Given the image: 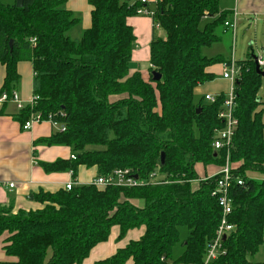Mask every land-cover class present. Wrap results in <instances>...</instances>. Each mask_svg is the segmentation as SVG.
Here are the masks:
<instances>
[{
	"label": "trees",
	"instance_id": "16d2710c",
	"mask_svg": "<svg viewBox=\"0 0 264 264\" xmlns=\"http://www.w3.org/2000/svg\"><path fill=\"white\" fill-rule=\"evenodd\" d=\"M91 25L81 38L68 32L79 19L66 0H24L23 7L0 0V63L6 66L2 92L16 90L18 63L29 61L34 71V107L20 110L22 126L32 113L48 115L66 129L37 142L62 145L76 159L40 162L46 172L96 167L97 176L130 168L141 179L157 176L166 183L144 186L97 187L79 184L56 192L40 190L36 210L14 211L0 204L3 249L15 260L0 264H83L93 248L109 239L113 226L120 236L144 226V235L93 264H169L187 229L184 251L173 261L203 264L207 245L220 224L223 210L213 195L219 176L200 177L197 167L220 168L226 151L212 148L214 130L225 93L217 101L196 100L195 89L215 78L209 68L228 63L205 49L221 41L219 32L231 13L220 0H89ZM140 7L154 11L150 43V75H130L137 45L128 18ZM226 28V27H225ZM162 30L164 35H158ZM13 46L10 47V41ZM253 58L239 63L235 82L238 126L230 160L235 182L230 190L228 221L235 230L222 242L224 253L210 264H251L264 246V104L258 92L262 76ZM153 71L161 74L153 79ZM201 108L200 112L197 110ZM165 154L164 163L161 154ZM137 200L140 206L132 201Z\"/></svg>",
	"mask_w": 264,
	"mask_h": 264
},
{
	"label": "crops",
	"instance_id": "0c3cea01",
	"mask_svg": "<svg viewBox=\"0 0 264 264\" xmlns=\"http://www.w3.org/2000/svg\"><path fill=\"white\" fill-rule=\"evenodd\" d=\"M135 1L139 0H132V2ZM147 1L153 7L156 0ZM3 2L16 4V0H3ZM66 8L79 19L78 23L69 30L68 34L73 31L74 27L79 26L80 30H82L79 36L81 38L83 31L91 25L92 7L89 0H66ZM220 8L231 13L227 21H235L237 24L236 29L239 24L258 25L264 18V0H220ZM128 21L133 26L137 37V45L132 54L130 75L135 72H141L145 78H148L149 76L145 71H140L139 63H147L150 60L153 20L149 16L135 15L129 17ZM223 29L224 32L231 30L229 28ZM69 36L74 40H79L70 34ZM221 43L222 41L215 45L219 47L217 54L230 59L226 56V49L221 46ZM223 65L224 62L217 63L209 68V71L214 73L215 78L196 87V100L205 99L204 97L207 94L227 93L230 90L231 82L222 77ZM18 73L20 81L16 91L23 103L28 105L27 103L30 102L34 95L32 63L29 61L19 62ZM5 77L6 66L0 63V100L4 93L2 92V87ZM19 113L20 110L17 103L0 101V204L12 203L15 212L19 209L36 210L42 208L43 204L34 199L35 193L40 190L56 192L64 188L65 184L72 179L70 171L46 172L40 165L42 161L54 162L57 159H68L72 154L71 149L67 146L46 145L42 142H37L41 138L49 137L55 131L51 122L36 123L31 129L25 130L18 119ZM199 166L197 171L202 179L204 176L207 177L205 173L208 168L210 169V176L218 172V168H214V166H208L206 169L200 164ZM96 174V167L79 166L77 171L79 184H89ZM11 184H14V186L11 187ZM132 203L135 206L141 205L137 200H133ZM144 232L145 227L142 226L131 229L124 236H120V227L113 226L109 239L93 248L83 264H93L96 261L113 256L118 249L126 247L131 241L139 240L144 235ZM4 237L5 235L0 237V261L15 260V258L7 256L3 249ZM183 251L184 246H182V250H176L169 264H181L173 260L178 258ZM257 254L251 258V264H264V255L259 259H255ZM126 264H132V260H128Z\"/></svg>",
	"mask_w": 264,
	"mask_h": 264
},
{
	"label": "built area",
	"instance_id": "2783aa9c",
	"mask_svg": "<svg viewBox=\"0 0 264 264\" xmlns=\"http://www.w3.org/2000/svg\"><path fill=\"white\" fill-rule=\"evenodd\" d=\"M143 4L148 3L147 0H141ZM137 15H144L152 17L154 16V11L150 10L146 7H140L136 11ZM225 27L229 28L235 33L237 24L235 21H226ZM257 63L260 68L264 69V56L260 55L257 57ZM240 74V70L237 67V64L234 58L230 59V62L224 63L223 65V73L222 77L229 80L231 82L230 90L225 93V98L223 101L222 109L220 110L218 117L223 120L224 126L221 128H216L214 130V136L212 141V148L215 152L218 151H226L227 152V161L214 176L218 175L219 179L217 181V188L213 191V195L218 198L219 204L222 207L223 215L220 221V224L217 228L215 238L210 241L207 245L205 255H204V263L203 264H210L213 260H215L219 255L224 253L222 242L225 236L230 234L232 231L235 230V226L228 221V215L232 211V199L230 196V190L237 182L238 184H243V181L234 175L233 167L230 165V150L232 147L233 137L235 131L238 126V119L235 116L236 110V94H235V82ZM218 94H207L205 95V100L210 103H215L217 101ZM38 96L32 97L29 104L31 107H34L36 101L38 100ZM2 102L13 101L17 103L19 110L23 109L26 104L20 99L17 91H13L12 95L9 96L6 92H4L1 96ZM43 121H49L53 125L54 128L60 131H64L66 128L55 122L53 120L52 115H48V118L45 119L40 112L32 113L29 120L25 122L23 125V129L29 130L33 127L36 123H41ZM71 159H76L75 154H71ZM72 175V179L68 181L64 188L67 190H71L75 186L79 185L77 179H75L74 171L70 170ZM161 183H166L161 181ZM147 183H154L158 184L159 179L157 176H151L150 180H144L139 177L137 173H135L130 168H117L111 174L106 176H95L92 178L89 184H93L97 187H107V186H119V187H136V186H144ZM14 184H11L13 187Z\"/></svg>",
	"mask_w": 264,
	"mask_h": 264
},
{
	"label": "rangeland",
	"instance_id": "374dc122",
	"mask_svg": "<svg viewBox=\"0 0 264 264\" xmlns=\"http://www.w3.org/2000/svg\"><path fill=\"white\" fill-rule=\"evenodd\" d=\"M81 31L82 30H80V27L76 26L74 27L73 31H71L69 34L74 38L77 37V39H80L79 36L81 35L80 34ZM158 35L163 36L164 32L160 30L158 31ZM219 36L221 37V41H222L221 46H223L226 49V56L229 57L230 59L234 58L237 64V67L239 66V63L241 64V62L247 61L249 58H253V55L255 57H259L260 55L264 56V18L259 22L258 25L257 24L256 25L255 24H239L238 28L236 29L235 34H233L232 30L224 32V29H221L219 32ZM216 44H214L210 48L205 49V52L209 56H215L217 54V49L219 47L215 46ZM139 65H140V71H145V73H147V75L149 76L150 75V72L148 69L149 62L147 63L141 62L139 63ZM258 95H259V99L264 104V76H262L261 86H260ZM226 161H227V158L225 159L224 164H226ZM230 165L232 166L231 160H230ZM220 168H218V170ZM209 170H210L209 168L206 170L205 175H209V172H210ZM248 174H249L248 175L249 177H252L257 180L264 179L263 172L249 171ZM75 179H77V176ZM160 180L161 179H159V184H161ZM186 235H187V229L185 227H180V241L175 245L173 249V254L176 250H182V246H183L182 243ZM263 255H264V246L260 248L255 259H259Z\"/></svg>",
	"mask_w": 264,
	"mask_h": 264
},
{
	"label": "water",
	"instance_id": "95a60500",
	"mask_svg": "<svg viewBox=\"0 0 264 264\" xmlns=\"http://www.w3.org/2000/svg\"><path fill=\"white\" fill-rule=\"evenodd\" d=\"M23 4H24V0H16V6L17 7H23ZM12 46H13V40H11L10 41V47L12 48ZM254 56V55H253ZM254 60H255V63H256V71L261 75V76H264V71L263 70H261V68H260V66L258 65V63H257V57H255L254 56ZM152 74H153V79L154 80H160L161 79V74L159 73V72H157V71H153L152 72ZM201 111V108H199L198 110H197V112H200ZM164 160H165V154L164 153H162L161 154V162L162 163H164ZM32 198V197H31ZM225 238V237H224Z\"/></svg>",
	"mask_w": 264,
	"mask_h": 264
},
{
	"label": "bare ground",
	"instance_id": "6f19581e",
	"mask_svg": "<svg viewBox=\"0 0 264 264\" xmlns=\"http://www.w3.org/2000/svg\"><path fill=\"white\" fill-rule=\"evenodd\" d=\"M226 237V236H225Z\"/></svg>",
	"mask_w": 264,
	"mask_h": 264
}]
</instances>
